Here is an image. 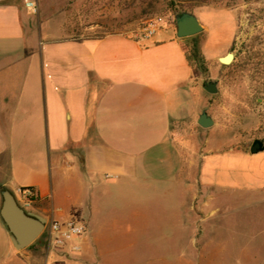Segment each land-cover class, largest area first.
Listing matches in <instances>:
<instances>
[{"label":"crops","instance_id":"crops-1","mask_svg":"<svg viewBox=\"0 0 264 264\" xmlns=\"http://www.w3.org/2000/svg\"><path fill=\"white\" fill-rule=\"evenodd\" d=\"M187 44L171 27L76 36L39 0H0V190L46 221L87 228L63 247L18 250L0 216V264H142L136 251L184 227L213 190L264 189V150L207 139L193 158L174 135L204 105ZM111 239L125 240V259Z\"/></svg>","mask_w":264,"mask_h":264},{"label":"rangeland","instance_id":"rangeland-1","mask_svg":"<svg viewBox=\"0 0 264 264\" xmlns=\"http://www.w3.org/2000/svg\"><path fill=\"white\" fill-rule=\"evenodd\" d=\"M39 1L43 12L60 13L70 33L81 37L114 31L136 35L153 19L175 30L176 14L194 13L204 25L196 34L199 46L211 59L205 73L196 68L204 97L199 113L207 110L214 124L203 128L195 121L180 122L172 128L174 135L193 158L206 149L207 139L214 149H247L255 139L264 141V0ZM228 52L233 60L222 63L220 57ZM209 81L217 82V92L203 87ZM212 193L205 207L186 215L184 227L173 234L166 229L160 238L149 240L158 246L143 245L136 251L142 264H264V189ZM46 244L42 233L30 248ZM106 247L117 258L127 257L125 240H107Z\"/></svg>","mask_w":264,"mask_h":264},{"label":"water","instance_id":"water-1","mask_svg":"<svg viewBox=\"0 0 264 264\" xmlns=\"http://www.w3.org/2000/svg\"><path fill=\"white\" fill-rule=\"evenodd\" d=\"M176 32L179 37H188L200 33L204 30V25L200 19L192 12L183 11L176 14ZM234 54L228 52L220 57L222 63L228 64L225 59ZM232 58V60H233ZM208 92L215 93L218 91L217 82L209 81L203 86ZM198 124L204 128L211 127L214 119L203 110L197 120ZM264 150V141L255 139L251 144L250 151L258 153ZM2 196V205L0 216L11 233V240L15 248L22 250L31 245L44 231L46 218L34 212L26 210L19 204L15 195L8 189L0 190Z\"/></svg>","mask_w":264,"mask_h":264},{"label":"built area","instance_id":"built-area-1","mask_svg":"<svg viewBox=\"0 0 264 264\" xmlns=\"http://www.w3.org/2000/svg\"><path fill=\"white\" fill-rule=\"evenodd\" d=\"M29 7L37 10V6L33 2H27ZM162 28L160 19H153L148 21L141 29L137 36L151 37L155 35L158 30ZM21 194L24 199L30 201L34 196V190L31 188H26L21 190ZM86 226L83 223L77 221H66L62 222L57 219H51L46 221L43 234L45 235L46 242L49 245H55L59 247L65 246L68 242H71L75 238L81 237L86 233ZM72 251H80V246L78 244H73L71 247ZM47 264H56L53 261Z\"/></svg>","mask_w":264,"mask_h":264},{"label":"trees","instance_id":"trees-1","mask_svg":"<svg viewBox=\"0 0 264 264\" xmlns=\"http://www.w3.org/2000/svg\"><path fill=\"white\" fill-rule=\"evenodd\" d=\"M176 11H179V10H176ZM190 37H191L190 41L187 44L188 60L191 65L195 66L201 72L205 73L208 69V64H207L208 60L203 54L201 47L199 46V42L197 40L196 34ZM33 244L34 242L31 245H29V247L32 246Z\"/></svg>","mask_w":264,"mask_h":264},{"label":"bare ground","instance_id":"bare-ground-1","mask_svg":"<svg viewBox=\"0 0 264 264\" xmlns=\"http://www.w3.org/2000/svg\"><path fill=\"white\" fill-rule=\"evenodd\" d=\"M232 58H233V56L232 55H230L229 57H227L225 60L227 61V62H231L232 61Z\"/></svg>","mask_w":264,"mask_h":264}]
</instances>
